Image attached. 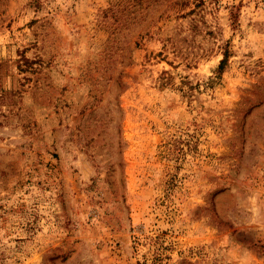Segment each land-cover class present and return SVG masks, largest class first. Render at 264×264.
<instances>
[{
    "label": "rangeland",
    "instance_id": "1",
    "mask_svg": "<svg viewBox=\"0 0 264 264\" xmlns=\"http://www.w3.org/2000/svg\"><path fill=\"white\" fill-rule=\"evenodd\" d=\"M0 264H264V0H0Z\"/></svg>",
    "mask_w": 264,
    "mask_h": 264
},
{
    "label": "trees",
    "instance_id": "2",
    "mask_svg": "<svg viewBox=\"0 0 264 264\" xmlns=\"http://www.w3.org/2000/svg\"><path fill=\"white\" fill-rule=\"evenodd\" d=\"M225 57H226V54L224 53V57L220 60L219 64H218V71H220L223 67V63L225 61Z\"/></svg>",
    "mask_w": 264,
    "mask_h": 264
}]
</instances>
